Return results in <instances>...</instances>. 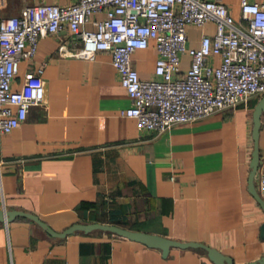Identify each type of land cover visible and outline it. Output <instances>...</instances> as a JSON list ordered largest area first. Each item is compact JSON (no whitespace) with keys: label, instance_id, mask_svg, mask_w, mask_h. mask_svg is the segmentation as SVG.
<instances>
[{"label":"crops","instance_id":"0c3cea01","mask_svg":"<svg viewBox=\"0 0 264 264\" xmlns=\"http://www.w3.org/2000/svg\"><path fill=\"white\" fill-rule=\"evenodd\" d=\"M73 1L10 0L2 13ZM219 1L240 19L242 0ZM215 32L212 22L189 26V45L199 47L204 35ZM80 48L63 30L42 38L35 58L20 64L17 89L28 72L44 66L46 100L13 132L0 134V210L34 214L58 233L75 224L103 223L202 243L235 264L263 258L264 210L249 190L253 113L263 95L168 132L141 131L136 119L122 116L133 101L111 56L78 58ZM157 58L154 47L133 55L142 79L155 77ZM189 64L184 56L183 68ZM259 148L261 164L264 113ZM0 264L215 263L202 249L171 248L165 257L160 249L105 231L58 238L18 217L0 221Z\"/></svg>","mask_w":264,"mask_h":264},{"label":"built area","instance_id":"2783aa9c","mask_svg":"<svg viewBox=\"0 0 264 264\" xmlns=\"http://www.w3.org/2000/svg\"><path fill=\"white\" fill-rule=\"evenodd\" d=\"M9 4L0 0V134L13 132L31 108L45 103L44 66L28 72L17 89L20 64L35 58L42 38L63 30L81 43L78 58L111 56L133 101L122 116L136 119L141 131L168 132L264 95V2L242 0L240 19L219 0H74L27 5L7 17L2 12ZM210 22L215 34L190 46L188 27ZM151 47L158 53L155 77L142 79L133 55ZM255 182L264 200V163Z\"/></svg>","mask_w":264,"mask_h":264},{"label":"water","instance_id":"95a60500","mask_svg":"<svg viewBox=\"0 0 264 264\" xmlns=\"http://www.w3.org/2000/svg\"><path fill=\"white\" fill-rule=\"evenodd\" d=\"M264 113V95L258 102L253 113L254 127H253V139H254V151L252 154V159L250 163L251 172L249 176V190L254 198L258 201L261 207L264 210V200L261 198L258 190L256 188V174L260 165V148H259V135L261 128V117ZM18 217L29 218L36 223H38L42 228H44L51 236L58 238H66L68 235L73 234L77 231H84L87 233L93 231H105L112 234L140 242L147 247L157 248L163 251L164 256L166 257L171 248H181V249H202L208 253L210 260L215 264H235L233 259L225 256L215 248H211L202 243H183L177 242L159 235L148 234L145 232L133 231L127 228H123L116 225L103 224V223H92V224H75L69 229L65 230L62 233H58L50 228L46 223H44L39 217L34 214L23 212V211H7L0 210V221L11 223ZM262 237L264 238V224L262 226ZM249 264H264V257L257 262H252Z\"/></svg>","mask_w":264,"mask_h":264}]
</instances>
